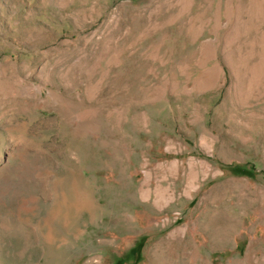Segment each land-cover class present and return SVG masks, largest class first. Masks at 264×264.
I'll return each mask as SVG.
<instances>
[{
	"label": "rangeland",
	"instance_id": "obj_1",
	"mask_svg": "<svg viewBox=\"0 0 264 264\" xmlns=\"http://www.w3.org/2000/svg\"><path fill=\"white\" fill-rule=\"evenodd\" d=\"M0 264H264V0H0Z\"/></svg>",
	"mask_w": 264,
	"mask_h": 264
}]
</instances>
